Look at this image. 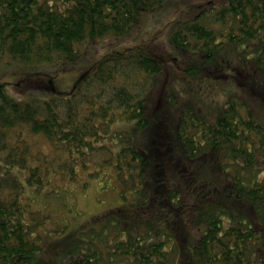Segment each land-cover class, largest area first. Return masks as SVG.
I'll use <instances>...</instances> for the list:
<instances>
[{
	"label": "trees",
	"instance_id": "1",
	"mask_svg": "<svg viewBox=\"0 0 264 264\" xmlns=\"http://www.w3.org/2000/svg\"><path fill=\"white\" fill-rule=\"evenodd\" d=\"M170 1L0 0V64L16 73L0 80V264H264V99L248 95L264 93V0L191 8L161 57L115 50L73 82L58 68ZM106 172L119 205L43 238L37 200L65 205L58 180Z\"/></svg>",
	"mask_w": 264,
	"mask_h": 264
},
{
	"label": "rangeland",
	"instance_id": "2",
	"mask_svg": "<svg viewBox=\"0 0 264 264\" xmlns=\"http://www.w3.org/2000/svg\"><path fill=\"white\" fill-rule=\"evenodd\" d=\"M210 0H171L166 9L160 12L159 15L151 18V16L145 15L142 19V25L140 30L136 34H131L128 40L120 42L114 41H101L100 43L91 42L85 48L84 58H80L74 66L64 65L58 67L65 76L71 77L73 82L82 72L80 66H86L92 58L109 57L115 50H122L123 52H131V48L141 46L142 49H136L134 52L140 50L141 53L149 51L155 53L159 57L164 56L167 50L166 37L169 29L174 25L175 20L180 19L186 11L192 9H200L205 3ZM218 1V0H215ZM184 7L186 9H184ZM153 16V15H152ZM181 20V19H180ZM138 44V45H137ZM136 45V46H135ZM124 48H128L129 51H125ZM100 56V57H99ZM82 59V60H81ZM175 61L169 59L166 61L164 69L159 76V84L163 86V82L172 80V76H175L177 70ZM5 69L0 64V80L11 81L16 79V73H5ZM10 71V70H9ZM175 78V77H174ZM253 85H259L264 88V80L260 77L251 79ZM19 83V82H18ZM256 89V88H254ZM13 93L14 91L10 89ZM174 90L173 85L168 87L167 91ZM16 93V92H14ZM264 93L248 90V95L251 99L256 101L261 97L264 99ZM258 102V101H257ZM37 140V139H36ZM35 143L38 149L44 152H51V147L42 140ZM58 190L65 193V199L62 203L61 199L56 198H39L36 205L40 203L46 208L42 211L50 215L49 221L46 222L43 229V238L52 231L53 228L62 227L66 225L64 229L66 233H71L74 228H77L87 222L93 215L97 213H104L105 211L117 207L120 199L118 198L119 184L117 183L115 176L111 172H106L103 178L87 179L83 174L77 179V181L65 184L61 180H58ZM66 190V191H65ZM45 199V200H44ZM52 261V260H51ZM50 262V255H46L42 259V264H48ZM57 262V261H56ZM56 262H50V264H57Z\"/></svg>",
	"mask_w": 264,
	"mask_h": 264
}]
</instances>
